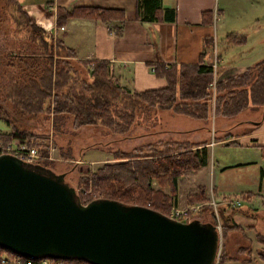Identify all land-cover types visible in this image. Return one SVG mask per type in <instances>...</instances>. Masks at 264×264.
<instances>
[{
    "label": "trees",
    "instance_id": "16d2710c",
    "mask_svg": "<svg viewBox=\"0 0 264 264\" xmlns=\"http://www.w3.org/2000/svg\"><path fill=\"white\" fill-rule=\"evenodd\" d=\"M8 1L18 13L14 16L15 22L27 30L30 41L37 49L16 55L21 62L26 63L28 69L30 67V71H25L27 80L22 86L23 96L18 100L22 112L44 111L54 114L55 117L69 114L74 129L82 125L102 126L114 134L126 136L134 120L135 106L139 103L170 109L176 114L200 120L208 119L211 114L213 117L230 118L249 106H264V58L247 65L241 72L216 80L213 98L210 84L215 70L210 63L202 64L200 61L168 66L158 63L154 72L164 78L163 87L129 91L110 76L104 59L80 60L85 70V79L81 78L67 59V56H76V51L65 45L64 33L52 36L29 19L19 2ZM159 3L160 0H136L135 13L138 21L157 19L155 10ZM70 17L111 22L116 33L121 30L125 20L124 11L120 8H55L54 22L57 28ZM163 19L171 20L172 13L167 18L162 16ZM226 36L232 44L245 40L238 33H228ZM260 118L264 120V115ZM0 119L10 125L8 132H0L1 145L15 138L29 144L34 143L36 136L11 124L1 108ZM230 134L231 132L226 131L216 139L227 138ZM197 144L187 140H156L127 151L115 150L112 152L113 161L103 163L93 171L86 170L78 178L79 187L74 188L76 198L80 203L98 198L112 199L122 205H141L167 215L170 206L177 204L178 180L186 173L193 174L205 165L204 149L191 151V147ZM40 146H43L45 153L46 143L37 145L38 148ZM40 161L41 159H36L28 162V165L42 170L49 169ZM87 188L90 193L83 192ZM183 198L188 203H200L191 219L215 224L213 209L207 202L204 185L198 184L195 190L188 191ZM261 204L264 207V198ZM229 208L226 212L223 205L217 207L222 237L229 230L238 227L231 217L234 207ZM255 237L262 243L257 257L264 264V236L256 233ZM0 251L26 257L1 245ZM226 259L230 260L221 249L216 264H223ZM61 260L66 264H75L78 259Z\"/></svg>",
    "mask_w": 264,
    "mask_h": 264
},
{
    "label": "rangeland",
    "instance_id": "374dc122",
    "mask_svg": "<svg viewBox=\"0 0 264 264\" xmlns=\"http://www.w3.org/2000/svg\"><path fill=\"white\" fill-rule=\"evenodd\" d=\"M244 6L245 3L243 2V7ZM244 10L245 9H243V11ZM17 14L18 13L12 8L8 0H0V108L6 113L11 124L25 129L36 136L33 140V144H29L24 140L23 142L28 146H35L40 155L38 158L41 159L40 162L48 166V168L55 173L63 172V179L73 188L79 187L78 178L84 174L86 170L93 171L101 164L113 161L112 152L115 150H130L135 146H141L147 142L156 140H175L179 138L178 135H182L183 133L187 134L189 131L186 130L196 128L203 124L207 125L208 129L210 128V132L212 126L214 129L216 128L215 136L217 137H214L216 139L222 135V132L227 130V127H234L232 132L244 130L255 123V119L264 115V106H249L230 118L221 116L213 117L210 115L209 119L200 120L182 114H176L170 109L139 103L135 106L134 120L127 135L122 136L114 134L102 126L82 125L74 129L72 128L71 116L69 114L55 117L54 114L44 111L36 113L22 112L21 108L18 106V100L23 96L24 88L22 86L27 80L25 71L26 69L30 71V67L28 69L26 63L21 62L16 55L31 52V50L35 51L37 49L35 44L30 41L27 30L15 22L14 16ZM251 16L256 17L254 22L239 24L236 19L231 25V29L236 30L238 34H240L239 30H242L241 28H244L245 31L242 32L244 34L245 32L248 34L250 31L255 32L248 44H244L245 40L237 44H228L227 42L226 44L220 39L221 37L218 31L217 38L213 42V49L209 48L208 50L212 52V61L215 60L214 56L217 53L218 59L214 61L218 64L216 71L219 69L221 60H235L239 56L233 53L234 47L237 45L242 48L248 45L251 49L249 52L250 57L242 59L241 62L250 64L251 62L264 58V6L256 7L253 14L249 12L248 18ZM29 19L34 21L30 17ZM228 48L229 50H227ZM245 52L247 51L245 50L243 53ZM226 56H229V59H225ZM78 67V69L75 68L78 75L85 79V70L81 65ZM216 78L217 76L214 74L212 83L210 84L212 98L215 94L214 82L217 80ZM0 121V132H2L6 127L3 126V120L0 119ZM5 125L8 129H6L5 132H8L10 125L6 123ZM167 128L176 129L169 130ZM207 138L212 139L210 133ZM16 139L18 138L12 139L5 145L0 144V148L12 145ZM44 142L47 148L45 153L43 152V146L37 147V145H42ZM210 156L214 161L218 160V162H231L239 157L254 162L246 163L235 168H225L223 170H219L220 168L212 169L207 165L206 168L200 169L194 175L186 173L185 176L180 179L178 187L179 194H177L178 201L176 205L182 207L199 203H188L183 198L185 193L195 190L198 183H204L209 186L211 183L218 184L221 182V184L231 188L232 191L253 188L258 181L259 168L261 167L264 170V146L262 145L259 147L250 146L247 148H240L238 146L215 144ZM153 186H155V184H153ZM83 192L90 193V189H84ZM91 194L96 195L95 192H91ZM208 195L209 194L206 193L207 202L212 206L215 221L217 219L219 220L217 207H222L223 204H219L214 196L212 198ZM241 195L246 198L252 196L253 191H245V193ZM237 196L238 194L234 196L228 195L226 197L227 199L224 200L228 202V204L224 206L226 212L230 209L229 207L236 206V204L232 205L234 202L230 199L231 197L232 199L238 198ZM211 201H213V203ZM240 208L249 210L245 203H243ZM261 209L264 212L262 204L260 208L257 201L254 202L253 207L250 208L249 211H243L242 215L245 217L238 219L240 225L226 232L224 237L221 235L220 228V240L217 251L218 256L221 249H223L225 256L230 259L239 255L243 258L246 257L248 260L253 259L255 264L262 263L257 257V252L261 249L262 243L256 240L255 235L259 233L264 236V214L258 213L259 216L257 215V217L254 218L255 221L247 217L249 216L247 215L249 212L256 216L257 213L255 214V212L261 211ZM234 211H238V208H234L233 212ZM233 212L231 213V217ZM260 215L262 216L260 217ZM202 217L203 216H200V218ZM249 223L256 224V226H254L255 231L244 232V229H246L245 225ZM224 263L225 262H223V264Z\"/></svg>",
    "mask_w": 264,
    "mask_h": 264
},
{
    "label": "crops",
    "instance_id": "0c3cea01",
    "mask_svg": "<svg viewBox=\"0 0 264 264\" xmlns=\"http://www.w3.org/2000/svg\"><path fill=\"white\" fill-rule=\"evenodd\" d=\"M16 1L19 2L21 8L25 10L28 16L34 20L33 22L42 27L45 32L53 36H56L60 32L64 33L63 40L65 45L76 51V56H67V59L76 69L81 65L80 60L104 59L109 67L110 76L120 86L129 91L163 87L165 85L164 78L154 72V67L158 63L165 66L170 64H192L199 61L202 64L210 63L215 70L214 74L217 76V80L241 72L249 65L246 62H241L242 59L250 57L249 52L251 49L248 45H245V48L239 45L234 47L233 53L239 56L235 60H221L217 71L218 64L214 62L218 59L217 53L216 55L214 54L215 60L212 61V52L208 50L209 48L213 49V42L217 38L218 31L220 39L229 44L230 42L227 40L226 35L228 33H237L236 30L231 29L233 22L236 19L239 24L254 22L256 17L251 16L248 18L249 12L253 14L256 7L264 6V0H160L159 7L155 10L157 19L138 21L137 14L135 13L136 0ZM243 2L245 3L244 7ZM57 6L70 9L80 6L120 8L124 11L125 20L118 33H116L115 26L111 22L104 23L100 20L82 17L68 18L61 25L63 29L59 30L54 22L55 8ZM243 9L245 10L243 11ZM170 12L172 13V19L162 20V16L167 18ZM241 29L239 32L244 36V44H248L255 32L250 31L248 34L246 32L244 34L242 33L245 31L244 28ZM245 50L247 52L243 53ZM229 56H226L225 59H229ZM255 121L247 129L234 131L236 133L232 132L234 127H227L226 131L231 132V136L223 139H215L214 137H217L215 136L216 128L214 129L212 126L210 132V128L208 129V126L203 124L186 130L189 131L187 134L178 135L179 138L175 140H187L198 143L196 146L191 147L192 152L204 149L205 165L202 168H206L207 165L212 169L220 168L219 170L235 168L254 161L240 157L231 162L214 161L210 156L213 152V147L215 144L238 146L240 148L263 146L264 120L258 118ZM2 123L7 129L5 123L3 121ZM6 129L4 128L2 132H5ZM167 129L172 130L176 128ZM209 133L212 139L207 138ZM227 142H233V144ZM200 169L196 170L193 175ZM263 178L264 170L260 167L258 181L253 188L232 191L231 188L221 184V182L218 184L211 183L209 186L204 183L198 184L204 185L205 194L208 193L212 198L214 196L217 202L223 204V206L228 204L227 201H224L228 195L234 196L238 194L237 197L239 199H232V197L228 199L238 201V204L233 206L235 209L238 208V211L233 212L232 219L237 225H240L238 219L245 217L242 215L243 211H249L253 207L254 202L257 201L261 208V200L264 198ZM180 179L178 180V187ZM245 191H253V195L244 198L241 194L245 193ZM177 194H179V190ZM243 203L247 205L249 210L240 208ZM258 213L264 214L261 209V211L255 212L256 216L249 212L247 214L249 216L247 217L255 221L254 218L257 217ZM245 226L244 232L255 231V223H249ZM224 264L255 263L253 259L248 260L246 257L243 258L238 255L230 260H226Z\"/></svg>",
    "mask_w": 264,
    "mask_h": 264
},
{
    "label": "water",
    "instance_id": "95a60500",
    "mask_svg": "<svg viewBox=\"0 0 264 264\" xmlns=\"http://www.w3.org/2000/svg\"><path fill=\"white\" fill-rule=\"evenodd\" d=\"M0 154V245L30 258L90 264H212L214 225L178 221L141 205L80 203L63 172Z\"/></svg>",
    "mask_w": 264,
    "mask_h": 264
},
{
    "label": "built area",
    "instance_id": "2783aa9c",
    "mask_svg": "<svg viewBox=\"0 0 264 264\" xmlns=\"http://www.w3.org/2000/svg\"><path fill=\"white\" fill-rule=\"evenodd\" d=\"M58 29H63V26L58 27ZM213 87V86H212ZM11 144V143H10ZM51 147V146H49ZM1 153H9L17 157L18 159L25 162H34L39 158V153L35 146H28L23 140L16 139L12 145H8L5 148H0ZM213 203V201H211ZM233 204H238V201H232ZM200 203H194L188 206H178L173 204L168 210L167 216L178 220V221H189L192 215L195 214ZM216 215V214H215ZM214 228L218 235L217 250L214 258L213 264H216L218 256V246L220 240V222L217 219L214 224ZM0 264H66L61 258H49V257H39V258H30V257H20L15 254H8L6 252L0 251ZM75 264H90L84 260L78 259Z\"/></svg>",
    "mask_w": 264,
    "mask_h": 264
},
{
    "label": "flooded vegetation",
    "instance_id": "af4514ba",
    "mask_svg": "<svg viewBox=\"0 0 264 264\" xmlns=\"http://www.w3.org/2000/svg\"><path fill=\"white\" fill-rule=\"evenodd\" d=\"M63 181H65V180L63 179Z\"/></svg>",
    "mask_w": 264,
    "mask_h": 264
}]
</instances>
